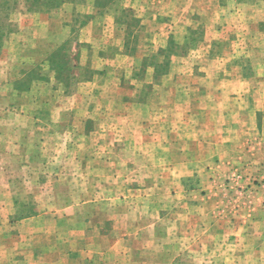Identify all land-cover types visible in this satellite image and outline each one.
Instances as JSON below:
<instances>
[{"label":"rangeland","instance_id":"obj_1","mask_svg":"<svg viewBox=\"0 0 264 264\" xmlns=\"http://www.w3.org/2000/svg\"><path fill=\"white\" fill-rule=\"evenodd\" d=\"M250 207L264 0H0V264H264Z\"/></svg>","mask_w":264,"mask_h":264},{"label":"crops","instance_id":"obj_2","mask_svg":"<svg viewBox=\"0 0 264 264\" xmlns=\"http://www.w3.org/2000/svg\"><path fill=\"white\" fill-rule=\"evenodd\" d=\"M263 210L264 208L260 209L259 207H250L246 211L235 216V218L228 220L227 224L230 228L234 229V231H238L242 235H248V233H251V231L254 230V227L257 224L261 221L264 222Z\"/></svg>","mask_w":264,"mask_h":264},{"label":"trees","instance_id":"obj_3","mask_svg":"<svg viewBox=\"0 0 264 264\" xmlns=\"http://www.w3.org/2000/svg\"><path fill=\"white\" fill-rule=\"evenodd\" d=\"M2 27V26H1Z\"/></svg>","mask_w":264,"mask_h":264}]
</instances>
